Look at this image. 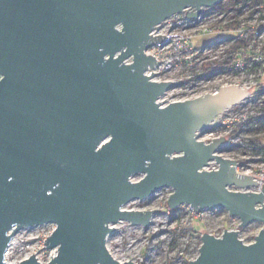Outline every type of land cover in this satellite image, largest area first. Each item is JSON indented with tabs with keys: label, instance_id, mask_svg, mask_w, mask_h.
Segmentation results:
<instances>
[{
	"label": "water",
	"instance_id": "1",
	"mask_svg": "<svg viewBox=\"0 0 264 264\" xmlns=\"http://www.w3.org/2000/svg\"><path fill=\"white\" fill-rule=\"evenodd\" d=\"M220 1L0 0V264L19 230L48 223L45 247L58 252L49 264H123L107 247L112 225L148 227L157 209L124 206L165 187L170 209L222 208L239 228L264 224V184L249 189L254 176L220 152L226 136H197L247 87L162 106L173 82L145 74L157 64L145 51L166 36L152 30ZM201 239L190 264H264V226L249 243L239 229ZM19 264L43 263L33 254Z\"/></svg>",
	"mask_w": 264,
	"mask_h": 264
},
{
	"label": "built area",
	"instance_id": "2",
	"mask_svg": "<svg viewBox=\"0 0 264 264\" xmlns=\"http://www.w3.org/2000/svg\"><path fill=\"white\" fill-rule=\"evenodd\" d=\"M201 8L196 18L187 15L196 9L186 8L185 11L164 19L151 32L152 36L164 34L166 36L145 51L155 56L157 62L154 68L148 66L145 74L150 76L155 72L152 80L173 82L166 93L157 100L162 106H166L178 100H188L217 92L223 85L235 84L240 88L247 87L246 99L228 107L223 114L215 117L213 123L224 124L227 120L233 121L234 118L223 117L235 106L250 109L252 105L254 114L251 115L261 114L256 105L264 104V0H221L217 5ZM209 34L224 36L205 46L194 42L195 39ZM131 61L132 56L125 60L126 63ZM178 73L184 74L186 79H176ZM226 76L234 77L233 81L229 82L225 79ZM239 110L236 109L238 112ZM249 116L242 112L239 119L234 121L246 124ZM197 136L199 140L210 142L215 137L226 135L210 131L204 136L201 130L197 132ZM227 139L225 144L232 143L231 137ZM250 164L251 166L243 172L254 176L258 185L249 189L261 191L264 184V155L251 160ZM137 179L139 178H132L135 181ZM190 209L193 210L191 207ZM232 218L234 222L229 229H239L241 237L239 228L241 221L233 216ZM48 224L27 226L19 230L10 240L5 252L6 264H19L33 254L41 263L49 264L58 252L57 248H49L55 253L47 260L42 256L41 251L49 250L45 247L47 246L45 240L55 230V226L48 231L42 228Z\"/></svg>",
	"mask_w": 264,
	"mask_h": 264
},
{
	"label": "rangeland",
	"instance_id": "3",
	"mask_svg": "<svg viewBox=\"0 0 264 264\" xmlns=\"http://www.w3.org/2000/svg\"><path fill=\"white\" fill-rule=\"evenodd\" d=\"M223 36L221 34H209V36L195 39L194 42L197 45L205 46ZM175 77L176 79H186L181 73ZM233 78L232 76L225 77L229 82L233 81ZM249 108L242 109L241 106H235L234 109L224 115L223 119L234 118L238 120L242 112L247 115L254 114L252 111L254 107L251 105ZM236 109L242 110L238 112ZM234 119L233 121L227 120L224 124L221 122L213 123L206 129H202V134L206 136L210 131H213L217 134H225L228 138L231 137L232 143L225 144L220 152L224 156L236 159L238 171L243 172L251 166V160L258 159L264 155V152L255 155L250 152L247 154L242 152V149L247 148V139H250L252 135L248 132L234 133L233 129L239 124ZM216 166L214 161L209 169H214ZM142 176L136 175L138 178ZM173 191L172 187H165L147 199H137L124 206V209L143 211L157 209L158 211L155 210L148 227L142 224L133 225L129 221H120L112 225L115 229L107 236V247L116 259L123 264H128V261H134L138 264H190V261L195 260L199 254L203 233L207 231L218 236L232 226L234 222L232 216L229 211L222 208L205 209L198 212L191 210L189 205L182 204L170 209L167 200ZM53 226L48 224L42 228L48 231ZM263 226V223L252 222L251 225L241 228V237L249 243L251 236L256 235ZM41 252L44 260L55 253L53 249H44Z\"/></svg>",
	"mask_w": 264,
	"mask_h": 264
},
{
	"label": "trees",
	"instance_id": "4",
	"mask_svg": "<svg viewBox=\"0 0 264 264\" xmlns=\"http://www.w3.org/2000/svg\"><path fill=\"white\" fill-rule=\"evenodd\" d=\"M257 107L258 112L261 114L250 115L246 124H238L237 127L233 129L234 133L248 132L252 135L250 139H247L248 149H242V152L245 154L250 152L255 155L264 152V104L257 103L256 108ZM254 237L255 235L251 236L249 242H252Z\"/></svg>",
	"mask_w": 264,
	"mask_h": 264
}]
</instances>
